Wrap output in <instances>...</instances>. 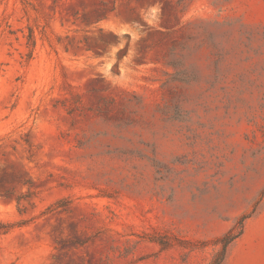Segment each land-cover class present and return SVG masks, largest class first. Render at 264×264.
I'll return each mask as SVG.
<instances>
[{
    "label": "rangeland",
    "instance_id": "374dc122",
    "mask_svg": "<svg viewBox=\"0 0 264 264\" xmlns=\"http://www.w3.org/2000/svg\"><path fill=\"white\" fill-rule=\"evenodd\" d=\"M2 224L0 264H264V0H0Z\"/></svg>",
    "mask_w": 264,
    "mask_h": 264
},
{
    "label": "trees",
    "instance_id": "16d2710c",
    "mask_svg": "<svg viewBox=\"0 0 264 264\" xmlns=\"http://www.w3.org/2000/svg\"><path fill=\"white\" fill-rule=\"evenodd\" d=\"M9 227V225H6V224H2V225H0V233H7V231H8V228ZM3 229V230H2ZM234 238V234L232 233H230V234H228L224 239H223V242H225V246H226V244L227 243H229L232 239ZM221 256H220V258H219V260L216 262V264H221L222 262H223V260H224V255L225 254H220Z\"/></svg>",
    "mask_w": 264,
    "mask_h": 264
}]
</instances>
